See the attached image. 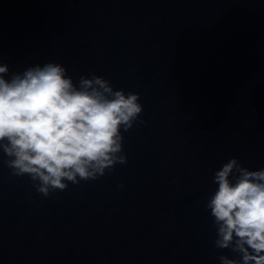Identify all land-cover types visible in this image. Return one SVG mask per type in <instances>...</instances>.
Listing matches in <instances>:
<instances>
[{
	"label": "water",
	"instance_id": "1",
	"mask_svg": "<svg viewBox=\"0 0 264 264\" xmlns=\"http://www.w3.org/2000/svg\"><path fill=\"white\" fill-rule=\"evenodd\" d=\"M0 60L141 93L128 159L51 195L0 149V264H221L206 207L232 156L264 167V0H0ZM123 183V187H121Z\"/></svg>",
	"mask_w": 264,
	"mask_h": 264
},
{
	"label": "clouds",
	"instance_id": "2",
	"mask_svg": "<svg viewBox=\"0 0 264 264\" xmlns=\"http://www.w3.org/2000/svg\"><path fill=\"white\" fill-rule=\"evenodd\" d=\"M143 110L140 92L116 88L102 74L83 73L77 81L57 60L16 70L0 60L3 161L46 196L126 162L124 132ZM213 179L206 207L215 246L236 254L222 253L221 264H264V167L250 168L232 156Z\"/></svg>",
	"mask_w": 264,
	"mask_h": 264
}]
</instances>
